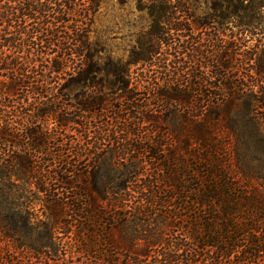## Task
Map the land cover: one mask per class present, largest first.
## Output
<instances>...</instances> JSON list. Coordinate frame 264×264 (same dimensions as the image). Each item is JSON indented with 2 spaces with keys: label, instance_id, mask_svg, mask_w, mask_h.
I'll return each instance as SVG.
<instances>
[{
  "label": "trees",
  "instance_id": "trees-1",
  "mask_svg": "<svg viewBox=\"0 0 264 264\" xmlns=\"http://www.w3.org/2000/svg\"><path fill=\"white\" fill-rule=\"evenodd\" d=\"M221 1L209 17L217 26L212 42L222 38L225 18H236L235 29H256L264 0H233L231 8L224 5L230 0ZM176 2L136 0L137 9L148 14L149 38L124 63L102 58L113 79L99 83L88 72L100 52L88 35L101 0H0V73L8 79L0 83V264H81L68 262L76 256L87 264H264V64L256 63L254 52L240 58L237 52L244 49L235 32L232 53L218 39L221 47L215 46L205 60L212 80L220 78L212 88L201 73L184 75L169 61L162 75L170 85L165 91L151 87L161 101L150 103L151 96L145 99L127 89L128 66L150 64L159 46L167 45L168 32L177 36L183 30L172 23L175 12L185 10ZM179 38L187 40V35ZM174 50L175 56L189 52L203 58V51L188 40L186 46L177 42ZM51 54L57 60L42 65L40 60ZM20 59L25 61L18 63ZM243 61L258 64L257 69L244 72ZM232 65L237 69L229 73ZM67 69L76 72L72 87L103 83L109 91L98 89L90 98L77 91L74 104H66L74 109L72 116L55 121L77 124L83 131L75 132L91 136L61 143L65 154L75 150L81 160L67 155L66 167L59 170L62 178L53 180L48 167L36 164L35 154L50 150L53 133L42 129L40 119L56 113L51 106H65L63 95L47 104L35 102L49 105L46 111L27 103L22 93L46 95L53 77ZM113 95L116 105L111 104ZM23 103L32 108L26 115ZM164 105L169 109L158 113L168 136L157 146V134L145 141L141 124L155 121L150 106ZM81 115L89 120L77 122ZM122 133H129L127 140L118 137ZM105 143L121 147L115 160L121 166L148 160L154 172L133 182L135 170L122 174L98 155L95 164L87 162ZM163 145L170 149L164 151ZM63 154L57 155L58 162ZM16 180L47 196L39 202L43 215L27 212L23 187L14 189Z\"/></svg>",
  "mask_w": 264,
  "mask_h": 264
},
{
  "label": "rangeland",
  "instance_id": "rangeland-1",
  "mask_svg": "<svg viewBox=\"0 0 264 264\" xmlns=\"http://www.w3.org/2000/svg\"><path fill=\"white\" fill-rule=\"evenodd\" d=\"M183 6H185V10L182 12L176 11L173 17L176 19V21H172V23H175L176 25H179L183 30L179 33H172L168 32L169 36L167 39V45L165 46H159L160 50L157 55H155L153 61L150 64H144V65H136V66H128V76H126L124 79L127 82V89L142 93L143 97L147 99L151 96L150 103L152 101H161L162 98H158L156 96L152 95L151 87H154L155 91H165L167 86L170 85L169 83L166 84L165 81H167V78H165V74L162 75V72L164 73L163 67L164 64H168L169 61H172V63H176L174 66L177 68H180V71L186 75V73L190 76L195 77V75H199L198 73H201L205 81L208 85L212 86L214 83H217L216 79L215 82L212 80L211 76L213 77V70L208 65H205V60H208V57H211V55H214L215 46L220 45L221 43H218V39L223 41V43L229 45L228 51L231 50V53L234 51V47L236 43L235 40L232 39V33L235 34V32L238 33L240 36H236V38L239 37L238 44L243 45L240 47L242 52H237L238 55L249 57L254 52L257 59L258 64H264V10L260 12V21H256V24H254L256 29L249 30L247 32H244L245 29L241 28H234L237 20L236 18H225L224 20V26L222 30V38L219 37L217 40L211 41V39H215L216 35H214L216 31V25L210 21V16L214 15L215 12H213V8L220 6L221 0H179ZM172 3H177L176 0H172ZM235 4L233 3V0H230V2L224 3V5L229 8H231V5ZM244 5H246V1L244 2ZM144 6V5H143ZM218 9V8H215ZM227 22V24H226ZM166 29V28H165ZM150 29V20L148 19V14L145 10H138L136 6V0H101V4L99 6L98 13L95 15L93 24L91 26V31L88 35L89 41L94 44V47L99 50V54H97V57H94L93 61V67H91L89 72V75H91L95 81H107L112 80L113 76L110 72L105 70V61L102 59L106 56H109L112 60L120 61L121 63H124L127 61L128 57L130 56L131 52H137L140 51V42H145L146 38H149V35L147 34ZM168 30V29H167ZM212 34V36L210 35ZM182 35H187V40L189 42V45H192L194 48H197V51H203L202 56L203 58L197 59V57L189 52H186V54L181 56H175L174 48H177V42H180V40L183 42V46H186V41L184 38H179ZM179 38V40H178ZM148 40V39H146ZM185 40V41H184ZM194 42V43H192ZM175 43V44H174ZM214 45V46H213ZM206 46H210V48H206ZM189 53V54H187ZM231 54L230 52H227V54ZM7 56V55H6ZM13 56V55H9ZM17 57H21V55H17ZM191 57L193 58V61H191ZM200 57V55H199ZM262 57V58H261ZM260 58V59H259ZM263 59V60H262ZM57 60L55 54H51L47 57H44V59L40 60L42 65L46 66L49 64L50 61ZM166 60V61H165ZM25 60L20 59L17 60L18 63L24 62ZM6 62H9L7 59ZM244 65L242 66V70L244 72L250 70V69H257V65L253 63L252 61L245 62L243 61ZM104 64V65H103ZM252 64L255 68H253ZM173 66V65H171ZM241 66V65H240ZM238 65V68L240 67ZM86 66H83L82 68H79L80 70H85ZM237 69V66L232 65V70L229 73H233V69ZM41 70H38L40 72ZM217 72V70H216ZM66 74L61 76H54L53 82L54 85L51 84L47 87L51 88L47 90L48 93L46 95H42V97H36L32 95V93L24 92L22 93L23 99H27V103H32L34 107H38L39 109H48L50 107L49 105H36V103H50L52 99L55 98L57 94H61L63 103H65V106H51L55 107L56 113H52L49 115V112H47L46 115H43L41 117V125L42 129H46L48 132L53 133V140L50 142V152L46 151L44 155H36V160L39 161L36 162L37 165L40 167L44 165L45 168H47L48 171H50L51 179L56 178H62L61 174H59V170L66 167L64 164L66 162L67 155H70V157H74L73 160L78 161L81 159L75 158L73 155L75 153V150L72 153L65 154L67 152L62 151L61 143L67 142L69 140L76 141L81 140L83 141V138L85 136H91L88 132H75V130H81L80 126L74 125V124H66L65 126H59V124L55 121L57 119L62 120L66 118H70L74 112V109L67 107L66 104H74V95L77 91H79V94L84 93L85 97L90 98V96L94 93L99 91L106 92L109 91L107 87H101L103 83H101L99 86L94 85L93 88L86 89L85 87L81 90L77 89V87H72V83L70 80H73V78L76 77V72H72V70L67 69ZM193 78H188L187 76L185 79H189L191 82H193ZM8 82V79H5L4 77H1L0 73V83L1 82ZM195 81V80H194ZM218 84V83H217ZM54 87V89H53ZM146 93V95H145ZM50 95V96H49ZM112 105H116V99H114V95L111 96ZM142 99V98H141ZM6 101H11L7 100ZM36 102V103H35ZM146 101H144L145 103ZM23 108L26 107L25 115L28 113V110H32V108H29L26 103H23ZM149 106V105H148ZM159 106V105H158ZM173 107V106H172ZM171 107V108H172ZM169 109L167 105L162 106L161 109L158 107L156 109L155 107H149V114L152 117H155V121L157 118L159 119L157 122L154 120L146 122L145 120L142 121L141 126L144 128V133L142 137H145L144 140L147 141L148 137H153L154 134H157L156 142L157 146L159 144H164L163 138L168 136V125L165 124L161 119V113H158L159 111ZM263 111V110H262ZM157 112V113H155ZM264 112V111H263ZM59 113L60 115H57ZM108 113H105L104 116H108ZM83 117V118H80ZM85 115L78 116L79 118L77 122L85 123L89 120V118L85 119ZM43 121V122H42ZM35 124L34 128H38V125ZM40 125V126H41ZM101 124L93 125L95 128L96 126ZM91 126V124H89ZM92 127V126H91ZM155 129V132L151 134L150 130ZM150 133V135H149ZM122 141L127 140L129 137V133H122L118 134ZM89 139V138H88ZM87 138L85 140L89 141ZM121 141L122 147L125 148L124 142ZM74 143V142H73ZM123 143V144H122ZM147 145V144H146ZM164 148V145L162 146ZM120 146H117V148L111 146V144L105 143V146H102V149L99 152H93L95 153L94 158L91 160L89 157H86L85 159L89 163H96L98 160V156L100 158H104L105 165H115L116 169L118 171L121 170L122 174H125L128 170H135L138 172L137 177L134 179L133 182H139L143 181L144 175H152L154 170L150 168L148 165V160L142 164H133L131 163V166L129 165L128 161L127 163L124 162V164H127L125 167L124 165L121 166L120 160H116L117 155H120ZM120 149V150H119ZM170 149L169 146H166L164 148V151H168ZM94 151V150H93ZM64 153L63 160L59 162L57 161V155H61V153ZM160 154V153H159ZM56 155V156H54ZM72 155V156H71ZM98 155V156H97ZM136 156V153L134 154ZM261 157L260 154L257 153ZM134 159V158H133ZM52 160V161H51ZM65 160V162H64ZM69 162V161H68ZM256 165H258V162H255ZM75 165L78 167V169L82 168V162H76ZM84 165L85 162H84ZM143 165V166H141ZM112 169V168H110ZM112 171V170H110ZM58 175V177H57ZM132 182V183H133ZM15 184V191H19L18 188L24 189V195L26 198H23L26 205V210L29 214L32 215H43L45 208L39 204V202L43 199H47L46 195L40 194L36 189H33L31 186L27 187L25 182L21 180L14 181ZM33 186V185H32ZM17 187V188H16ZM28 188V189H27ZM16 195V193H14ZM66 219V218H65ZM63 241H69L66 237L62 238ZM93 260V259H92ZM75 263H81V264H87L88 260H85V258H78V256L74 257V259H68V262H74Z\"/></svg>",
  "mask_w": 264,
  "mask_h": 264
}]
</instances>
